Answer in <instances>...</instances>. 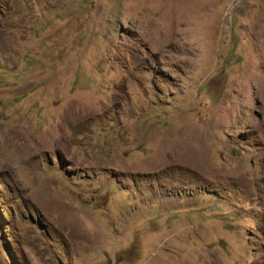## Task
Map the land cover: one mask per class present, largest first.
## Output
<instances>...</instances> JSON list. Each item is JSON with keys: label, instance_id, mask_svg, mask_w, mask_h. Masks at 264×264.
I'll return each instance as SVG.
<instances>
[{"label": "rangeland", "instance_id": "obj_1", "mask_svg": "<svg viewBox=\"0 0 264 264\" xmlns=\"http://www.w3.org/2000/svg\"><path fill=\"white\" fill-rule=\"evenodd\" d=\"M0 264H264V0H0Z\"/></svg>", "mask_w": 264, "mask_h": 264}]
</instances>
